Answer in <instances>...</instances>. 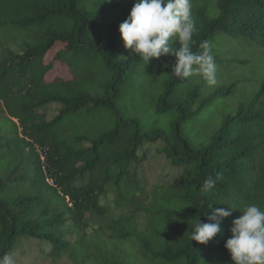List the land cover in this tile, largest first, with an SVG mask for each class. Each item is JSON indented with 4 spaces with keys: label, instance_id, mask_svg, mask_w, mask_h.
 <instances>
[{
    "label": "trees",
    "instance_id": "obj_1",
    "mask_svg": "<svg viewBox=\"0 0 264 264\" xmlns=\"http://www.w3.org/2000/svg\"><path fill=\"white\" fill-rule=\"evenodd\" d=\"M134 2L0 0V113L14 126L10 136L0 139V255L13 256L27 239L46 244L49 249L42 252L50 258L77 254L86 240L75 237L89 227V216L109 214L114 194L118 208L132 210L110 226L117 234L110 239L111 248L91 247L97 264H115L108 255L129 244L138 250L142 264H232L224 245L241 213L233 211L225 218L206 245L190 240L195 223L208 222L214 208L255 204L264 210V76H221L224 67L236 72L250 67L247 45L264 53V0H192L196 31L191 47L200 52V44L208 42L217 83L209 86L196 79L180 103L176 92L181 80L171 74L170 57L151 96L145 90L141 102L137 90L131 115L125 116L117 104L124 85L147 87L139 76L145 62L125 49L118 31ZM4 38L12 41L13 49L4 48ZM221 40L225 46H218ZM239 40L242 48L234 47ZM64 67L69 69L67 78L50 77ZM245 86L252 91H241ZM218 96L242 99L209 143L197 149L184 137L183 126ZM53 104L60 110L50 120ZM145 110L157 119L174 113L180 118L166 128L157 121L148 130L141 118ZM102 111L106 118L87 132L66 124L73 116ZM160 142V154L181 168L182 175L148 194L132 169ZM18 149L29 151L24 173L15 165ZM42 154L55 186L46 181ZM14 165L8 177L2 174ZM217 173L222 178L215 187L202 192L205 178ZM12 182L22 187L17 196L10 194ZM139 211L150 213L144 229L132 222Z\"/></svg>",
    "mask_w": 264,
    "mask_h": 264
},
{
    "label": "rangeland",
    "instance_id": "obj_2",
    "mask_svg": "<svg viewBox=\"0 0 264 264\" xmlns=\"http://www.w3.org/2000/svg\"><path fill=\"white\" fill-rule=\"evenodd\" d=\"M4 48L10 47L14 48L12 41L9 38L3 39ZM18 42V40H17ZM232 42V41H231ZM242 41L234 42V47H241ZM251 44V43H248ZM225 41H219L218 46H225ZM176 47H179V44H176ZM236 48L238 52L240 49ZM248 45L246 50L249 51V55L252 54V63L250 67H246L234 71V68L224 67L221 73V76L224 75V78L230 75L233 72V75H242L246 78H252L259 80L260 77L264 76V53L262 51H257L251 48ZM170 58L167 56H162L159 59H151L146 65L143 64L144 69H141L140 79L144 80L147 83V87L136 88L135 85H132L131 82L125 84L121 91V97L118 100V109L125 116H130L132 109L131 101L136 97V93L139 91V99L142 102L144 92L146 90V95L149 97L152 94V86L155 82L161 81L163 79V65L166 60ZM235 65V64H233ZM142 67V66H141ZM140 68V67H138ZM140 71V70H139ZM245 72V73H244ZM69 69L64 67L62 69H56L50 77L54 78L58 75L68 77ZM201 79L199 75L190 76L184 80H181L179 87L176 92V98L180 103L184 102L187 99V94L190 90L193 89L196 79ZM142 84V83H141ZM260 86V84H259ZM257 86V87H259ZM147 88V89H146ZM138 90V91H137ZM241 91L248 92L252 91V87H246ZM208 94V92L206 93ZM235 94V93H234ZM242 98L235 96L234 98L228 97H215L207 106L204 107L201 113H196L191 119L187 120V123L183 126V135L186 139L193 143L194 147L199 149L202 146H205L209 143V138L213 133L220 128L223 120L229 115L235 112L241 103ZM143 104V103H142ZM60 108L58 105L53 104L49 107L48 119H54L57 117ZM108 113L102 111L98 114H86L81 116H73L72 119L68 120L66 124H69L76 131L87 132L102 122V119H105ZM144 121L146 129L150 130L154 128L155 123L158 121V126L166 128L170 126L173 120L180 118L178 113H174L169 116L157 119L153 111L147 112L144 111V115L141 117ZM14 129L13 123L6 119L5 114L0 113V139L4 136H10L11 132ZM163 143H158L152 149L146 151L147 157L142 158L139 165L134 166L132 171L137 172L139 179V187L142 191L150 194L156 186L169 182L177 181L182 175V169L177 168L171 164L159 150L161 149ZM17 160L16 166L19 167V172L24 173L26 169L29 168V151L28 150H16ZM15 165L10 167L8 170L2 172L3 175L8 177L15 168ZM29 176L34 177V173L30 172ZM140 189V188H139ZM140 190V192H141ZM22 192V187L16 182H12L10 185V194L12 196H17ZM35 194V192H33ZM114 194L109 197L110 200V212L106 217L103 218H93L88 217V228L85 231L80 233L79 237H75L76 241L80 238L86 240L85 245H83L75 255L63 254L61 258H50L43 255L42 251H47L49 247L46 244H39L37 241L32 239H27L22 241L18 252L13 255L14 264H97L94 260V255L96 254L93 249V246L100 247L104 250L111 248L112 242L111 237L117 235L110 229V226L114 221H117L121 216L128 215L132 208L127 206L118 208L114 202ZM144 206L149 209V203L144 200ZM137 217L132 221L138 226L139 229H144L149 225L150 213L147 211H139ZM176 227L179 228V223H176ZM98 230V231H97ZM100 239L104 244L100 242ZM128 246V247H127ZM116 248L108 255L110 259L115 261V264H142L140 257H136L138 250L132 246L127 245Z\"/></svg>",
    "mask_w": 264,
    "mask_h": 264
},
{
    "label": "clouds",
    "instance_id": "obj_3",
    "mask_svg": "<svg viewBox=\"0 0 264 264\" xmlns=\"http://www.w3.org/2000/svg\"><path fill=\"white\" fill-rule=\"evenodd\" d=\"M118 31L125 49L145 64L162 56L173 57L171 74L180 80L199 75L209 86L217 83L215 58L208 42L200 44V52L191 47L196 31L192 0H135ZM221 178V173L206 177L200 190L210 191ZM237 210L241 214L233 220L231 236L224 245L232 264H264V210L255 204L211 209L208 222L195 223L190 240L206 245L219 233L222 221ZM0 264H14L13 256L0 255Z\"/></svg>",
    "mask_w": 264,
    "mask_h": 264
},
{
    "label": "built area",
    "instance_id": "obj_4",
    "mask_svg": "<svg viewBox=\"0 0 264 264\" xmlns=\"http://www.w3.org/2000/svg\"><path fill=\"white\" fill-rule=\"evenodd\" d=\"M41 164H42L43 171L46 175L47 183L51 186H55V180L52 177V175L48 172L47 158L45 154L41 155Z\"/></svg>",
    "mask_w": 264,
    "mask_h": 264
}]
</instances>
